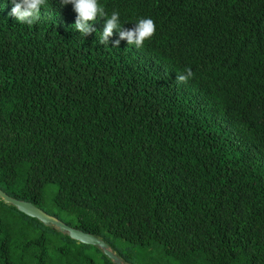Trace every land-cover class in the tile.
<instances>
[{
	"label": "trees",
	"instance_id": "1",
	"mask_svg": "<svg viewBox=\"0 0 264 264\" xmlns=\"http://www.w3.org/2000/svg\"><path fill=\"white\" fill-rule=\"evenodd\" d=\"M97 3L153 36L0 0V189L126 264H264V0ZM0 264L114 263L0 199Z\"/></svg>",
	"mask_w": 264,
	"mask_h": 264
},
{
	"label": "clouds",
	"instance_id": "2",
	"mask_svg": "<svg viewBox=\"0 0 264 264\" xmlns=\"http://www.w3.org/2000/svg\"><path fill=\"white\" fill-rule=\"evenodd\" d=\"M44 2L45 0H9L12 5L10 14L18 22L32 24L38 19V13L41 11V6ZM60 3L61 7L66 4L72 5L76 13L74 29L78 30L83 36L93 31V21L98 18H104L103 28L100 32V43L108 45V38L113 35V30H115L118 39L111 42L113 47L119 45L120 40H124L127 45H134L139 48L146 39L153 36L156 29L151 17L139 18L133 24V27L124 28L121 26L120 14L114 10L110 16L107 15L103 6L99 5L97 0H60ZM191 75V71H188L186 75H181L178 79L184 81Z\"/></svg>",
	"mask_w": 264,
	"mask_h": 264
},
{
	"label": "water",
	"instance_id": "3",
	"mask_svg": "<svg viewBox=\"0 0 264 264\" xmlns=\"http://www.w3.org/2000/svg\"><path fill=\"white\" fill-rule=\"evenodd\" d=\"M0 199L6 203L13 205L17 210L26 214L29 217L36 218L46 226H53L58 231L66 233L71 239L88 245H94L101 249V251L114 263L126 264L123 260L110 249L109 245L100 237L84 232L80 229L71 227L65 222L61 221L54 215H51L41 208L35 206L29 201L13 198L0 189Z\"/></svg>",
	"mask_w": 264,
	"mask_h": 264
}]
</instances>
